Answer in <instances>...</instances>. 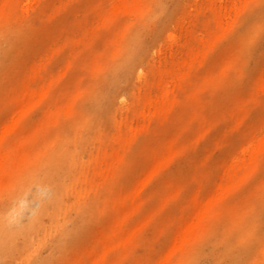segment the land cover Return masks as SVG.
I'll use <instances>...</instances> for the list:
<instances>
[{
	"label": "bare ground",
	"instance_id": "bare-ground-1",
	"mask_svg": "<svg viewBox=\"0 0 264 264\" xmlns=\"http://www.w3.org/2000/svg\"><path fill=\"white\" fill-rule=\"evenodd\" d=\"M225 1L0 0V109L8 112L0 122L1 264L34 259L52 264L105 214L106 229L83 264H264V180L254 184L264 161V134L249 135L226 165L216 167L219 181L208 173L187 202L183 188L163 199L146 194L155 174L187 149L209 143L218 126L229 124L228 137L240 136L249 103L264 97L261 77L248 100L206 121L212 97L229 91L228 77L234 79L232 87L240 85L253 56L264 50V0H238L231 7ZM60 18L59 36L50 42L57 45L56 55L70 50L67 67L55 74L47 55L20 67L19 58L12 59L13 47L30 41L38 25L51 26ZM119 18L123 27L108 41L113 48L92 50L80 62L97 31ZM132 26L136 29L130 32ZM148 29L154 30L150 36ZM233 36L246 47L243 61L204 70L217 45ZM118 42H127L122 52ZM172 45L178 46L176 53H163ZM76 65L88 82L78 80L73 91L61 92L58 103L46 106L35 130L16 140L25 147L19 154L8 140ZM182 138L188 146L175 148ZM145 142L151 147L137 148ZM225 143L218 139L214 149ZM134 151L147 174L115 194L114 186L134 167ZM206 172L203 167L193 174ZM247 184L254 185L251 193L237 198L238 187ZM210 185L215 190L202 193ZM32 188L38 206L22 225ZM154 201L157 208L149 210ZM153 230L157 240L171 232V242L166 249L151 247L146 256L139 249ZM45 246L47 258L41 255Z\"/></svg>",
	"mask_w": 264,
	"mask_h": 264
},
{
	"label": "rangeland",
	"instance_id": "rangeland-1",
	"mask_svg": "<svg viewBox=\"0 0 264 264\" xmlns=\"http://www.w3.org/2000/svg\"><path fill=\"white\" fill-rule=\"evenodd\" d=\"M98 1V0H95ZM233 3H238V0H226L224 2L225 5L231 7ZM124 18H119L116 23L107 28H100L97 31V39L96 42H93L92 46L87 49H84L82 57H80V62L85 60L86 57L92 54V50L101 51L105 47L113 48L114 42H108L111 40L112 36L116 34V32L120 31L123 27ZM62 19L56 20L54 24L51 26L38 25L34 30V34L30 41L25 39V42H19L13 47V58H19L20 67H24L30 64L33 61V58L38 55H47L51 57V63L49 68L55 74L59 73L61 70H64L67 66V60L69 57L70 50L63 51L62 54L56 55L54 52V48L57 45H54L53 42H50L52 38H56L59 36L60 32V23ZM136 27L132 26L130 28V32L135 30ZM153 29H148L145 33L148 36L151 35ZM119 43V44H118ZM116 46L122 52L126 48L127 42H118ZM143 42H140L142 44ZM195 47L198 44L195 42ZM178 50L177 45H172L171 47H163V53H176ZM245 55H247L246 47H243L240 42H237L235 37H227L223 42H220L217 45V48L214 50L211 55V61L206 65L204 70H209L212 72H216L220 67L222 62L227 60L243 61ZM255 60L251 61V66L247 72V75L244 80L240 82L236 87H232L234 83V79L228 77L226 80L229 91L225 95L224 93H218L216 96L212 97L210 102V108L205 111L206 121H209L211 117H214L217 112H228L231 108L241 104L244 100H248L249 94L254 92V89L257 87V83L261 77H264V50L262 55L253 56ZM78 65V64H77ZM74 66L66 71L65 76L62 81L57 85L56 90L51 91L50 99L45 100L41 107L30 112V114L24 119L23 123L18 127L16 137H11L8 142L10 146H17L19 154H22L25 147L17 144L16 140L18 138L28 137L33 130L37 127L39 120L42 119V116L45 112V108L48 104H56L59 102L60 93H64L67 91H73L78 80H82L83 83H87L88 79L85 76V71L78 66ZM5 80V79H4ZM6 85V82H4ZM242 83V84H241ZM263 95L258 96V100L251 101L248 105V113H245V121L240 126V136H232L228 137L229 124H222L216 128L213 133L212 140L207 144H202L197 148L187 149L184 154L176 157L174 162L163 169L161 172L155 174L146 189V194L151 196L152 198H160L163 199L164 196L173 195L177 191L178 188H183L181 192V196L184 202H187L191 197L199 190L198 184L201 180H204L208 177V173H211V178L213 180L219 181L222 177V174L217 171L216 167L226 165L230 161V158L234 152H236L244 142L249 140V135H252L254 132L259 133V138L264 134V103H263ZM8 112L6 110L0 109V122L4 120ZM124 114V113H123ZM198 131H202L203 125L199 124L196 127ZM258 131V132H257ZM162 132V131H161ZM162 137L168 142L172 141L171 134H167L166 132H162ZM226 139V143L221 147L214 149L215 143L218 139ZM179 145L187 147V140L185 138L180 139L179 142L173 144L175 148ZM143 146L151 147V144L145 142V145H138V149H142ZM212 152V155H211ZM207 158H209L208 162ZM131 161L133 162L134 167H132L131 173L123 177L118 183L114 186V193L117 194L121 189L134 184L139 183L147 174L144 161L140 157L139 152L134 151L131 157ZM262 164L258 167V172L254 179V184H257L264 180V161H261ZM207 171L206 174H193V171L200 168ZM191 181L189 186H186L188 182ZM167 184H171L170 189L165 190V186ZM185 186V187H184ZM254 186V185H253ZM253 186L251 184L243 185L238 187L237 198H243L248 193H251ZM215 190V186L210 185L206 189H203L202 193L209 194ZM36 189L32 188L31 191L25 196L26 207L23 209L22 214L20 216V223L25 225L29 222L31 218L32 211L35 207L38 206V202L35 199ZM151 209H156L158 206L157 202H152L150 204ZM182 207L185 208V204H182ZM177 212V211H176ZM86 217V215H84ZM83 217V218H84ZM107 214L102 216L95 224L87 231L83 236L79 237L77 243L73 246L71 250H69L65 256L59 257L52 264H83L85 260V256L88 255L89 252L92 251V246L96 241V238L106 229V225L108 223ZM72 224H69L71 227ZM171 232H169L168 236L163 237L160 240L156 239L155 230L150 231L146 235V245L145 247L139 249V252L142 251L143 255H149L150 248L153 246L160 247V250L166 249L171 242ZM169 238V239H168ZM203 238L198 241V243H202ZM199 243V244H200ZM197 244V243H196ZM195 244V245H196ZM143 245V244H141ZM193 246L190 249V254L193 252L196 246ZM41 255L43 258H47L49 256L48 247H44L41 250ZM187 256V258L189 257ZM205 262H211L210 260H206ZM204 262V263H205ZM1 264V262H0ZM29 264H38V259L31 260Z\"/></svg>",
	"mask_w": 264,
	"mask_h": 264
}]
</instances>
